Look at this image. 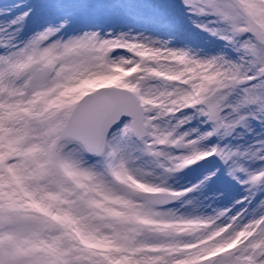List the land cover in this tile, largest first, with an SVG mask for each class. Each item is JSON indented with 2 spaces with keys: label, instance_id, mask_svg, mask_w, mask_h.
I'll list each match as a JSON object with an SVG mask.
<instances>
[{
  "label": "snow or ice",
  "instance_id": "obj_1",
  "mask_svg": "<svg viewBox=\"0 0 264 264\" xmlns=\"http://www.w3.org/2000/svg\"><path fill=\"white\" fill-rule=\"evenodd\" d=\"M0 264H264V0H0Z\"/></svg>",
  "mask_w": 264,
  "mask_h": 264
}]
</instances>
